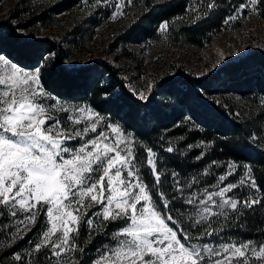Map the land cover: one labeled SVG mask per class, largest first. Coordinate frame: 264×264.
Listing matches in <instances>:
<instances>
[{
	"label": "snow or ice",
	"instance_id": "1",
	"mask_svg": "<svg viewBox=\"0 0 264 264\" xmlns=\"http://www.w3.org/2000/svg\"><path fill=\"white\" fill-rule=\"evenodd\" d=\"M84 2L91 9H114L110 19L115 21L133 0ZM197 4L211 13L218 0ZM187 11L192 23L204 18L200 7ZM251 14L264 15V0H242L223 23ZM184 20L161 21L157 31L166 35ZM97 84L103 103H119L112 86H104L102 79ZM134 95L141 102L150 99L139 90ZM161 148L177 151L171 143ZM244 148L264 151V128L250 133ZM223 167L218 175L205 168L182 180L179 172L165 168L158 151L95 106H73L52 96L39 67L28 71L0 54V232L9 240L0 248L14 247L38 222L44 224L29 251L12 253L17 264H37L42 251L47 264H83L85 243L95 237L107 242L90 264H264V229L259 239L229 234L243 230L249 212L264 208V187L248 165ZM207 176L215 182L203 183ZM110 226L115 229L109 231ZM82 230L87 232L84 242Z\"/></svg>",
	"mask_w": 264,
	"mask_h": 264
},
{
	"label": "trees",
	"instance_id": "2",
	"mask_svg": "<svg viewBox=\"0 0 264 264\" xmlns=\"http://www.w3.org/2000/svg\"><path fill=\"white\" fill-rule=\"evenodd\" d=\"M241 2L218 0V7L206 13L197 0H135L134 7L139 8L118 30L117 45L145 44L159 33L161 21L184 16L185 20L177 21L167 33L171 43L181 48H202L222 30L225 17L232 15L234 6ZM35 5L36 0H14L9 14L0 19V54L26 69L39 67L44 87L51 95L65 102L95 106L101 115L158 151L165 168L179 172L182 180L201 174L202 168L213 161H231L249 165L257 183L264 187V151L244 148L249 134L264 128V48L229 60L206 75L181 67L162 72L151 84L153 88L147 93L150 99L141 102L123 67L108 57L70 63L75 53L90 51L88 41L96 35L100 19H107L112 8L91 9L84 0H50L40 9ZM194 6L200 7L204 16L196 23L190 21L192 13L187 11ZM34 26L57 29L59 35L27 34ZM49 53L54 54L51 59H47ZM101 79L104 86H112L113 92L120 95L118 104L102 102L101 85L97 84ZM202 141L206 142L202 147H187ZM169 143L177 151H163L161 145L167 147ZM201 152L204 155L197 160ZM145 179L151 182L146 172ZM246 221L243 230L229 234L238 240L259 239L264 229V208L249 212ZM41 224L38 222L14 247L0 248V264H17L12 253L24 255L27 244L32 246L38 237ZM114 229L109 227V231ZM85 240L83 235L81 242ZM104 241V237H95L93 243H85L83 264H90ZM8 243L6 233L0 232V244Z\"/></svg>",
	"mask_w": 264,
	"mask_h": 264
},
{
	"label": "rangeland",
	"instance_id": "3",
	"mask_svg": "<svg viewBox=\"0 0 264 264\" xmlns=\"http://www.w3.org/2000/svg\"><path fill=\"white\" fill-rule=\"evenodd\" d=\"M48 1L50 0H36L35 7L40 9ZM13 2L14 0H0V19L5 18L9 14V9ZM134 2L135 0H133L132 4L125 7L124 11L127 14L125 16H118L115 21L110 19L114 9H111V14L107 19L103 20V18H101L100 20L102 21L96 31V35L88 41V44H90V51L75 53L70 63L90 62L102 59L106 56L115 65L123 67L124 72L129 79V85L134 90L142 91L147 95L149 92L148 85L152 84L155 77L162 72L167 70L174 72L176 67H181L191 70L198 75H206L215 70L213 66H219L229 60L238 59L256 48H264V18L259 14H251L250 18H241L228 25L224 24L222 30L212 39V41L202 48L195 46L177 47L171 43L167 34L161 35L160 33L149 40V42L142 45L134 43L117 45L119 43L116 38L118 30L131 20L139 8L134 7ZM83 13L86 12L84 11ZM27 34L59 35V31L57 29L34 26ZM125 51L128 52L129 55H125ZM237 53H239V55H236ZM24 69L28 71L33 70ZM235 99L238 103L241 102L240 99ZM60 101L73 106H89L86 103L74 104L62 100ZM49 103H53V101H49ZM127 133L142 142L131 132ZM138 152L140 157L143 158V152L139 149ZM229 162L231 161L218 163L220 165L219 167L212 165L211 163L202 168L201 173L205 168H209L212 173L216 175L221 174L225 171L223 166ZM210 165L211 167H209ZM240 171L242 173L243 169L241 168ZM232 179L235 180L236 177H233ZM202 182H215L214 176L203 177ZM93 211H95V209H93ZM41 226L42 230L44 224H41ZM83 235L87 236L86 230H82L81 241L83 240ZM37 239L38 237H36L35 242ZM105 242L107 241H104L103 243ZM27 245V250L29 251L32 246L30 244ZM96 255H98L97 252L94 257ZM37 264H47L43 251L38 254Z\"/></svg>",
	"mask_w": 264,
	"mask_h": 264
}]
</instances>
